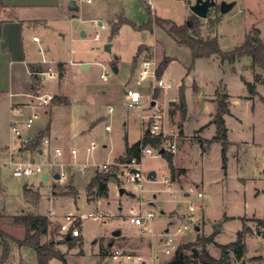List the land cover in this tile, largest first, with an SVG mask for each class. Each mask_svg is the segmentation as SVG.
Returning a JSON list of instances; mask_svg holds the SVG:
<instances>
[{"label":"rangeland","instance_id":"374dc122","mask_svg":"<svg viewBox=\"0 0 264 264\" xmlns=\"http://www.w3.org/2000/svg\"><path fill=\"white\" fill-rule=\"evenodd\" d=\"M195 1L92 0L88 3L86 0H76L77 8L72 10L76 14L75 18L67 15L52 20L54 29L48 32L53 37L49 50L43 51L47 61L58 57L70 62L73 56L75 60L90 63L86 68H81L78 63L72 64L73 71L65 65H56L58 79L44 89L54 95V104L70 105L75 96L81 100H78L79 104L75 103L78 104L76 109L64 106L54 108L49 129L53 149L56 144H68L65 141L71 138L69 143L74 142L79 152L76 157L70 156L69 147L66 149L61 146L65 149L63 156L51 158L57 162L54 169L66 173L63 181L56 179L57 184H54L56 180L49 164H44L43 172L14 176V163L28 155L31 157L26 161L44 162V157L38 155L42 144L39 149L30 151L24 149L23 144L22 150L27 153L22 151L17 155L23 141L11 130V125L9 128L8 122L4 124L0 118V258L4 235L12 243L8 259L3 264H37L35 250L15 241L23 240L27 229L23 224H17L14 216L26 213L46 214L49 217V233L40 237L41 243L60 241L62 235H66V232H60L59 225L68 212L107 214L103 220L92 217L81 220V243L72 247L63 242L54 244V248L65 254L67 264H119L110 257L114 247L142 254L147 258L143 264H167L168 260L175 257L174 253L163 251L165 229L175 231L174 225L169 222L170 214L180 210L187 212L191 203L198 206L193 216H204L205 223L203 219H194V224L191 223L185 232L175 236L180 240L178 252L184 254L186 264L191 263L189 258L193 259V255L199 253V240L207 236L206 233L214 236V241L207 244V249L213 256L220 257L222 249L218 244L229 243L237 238L241 228V218L237 215L257 214L264 218L263 199L252 195L253 189L261 186V179L264 178V80L256 83V74L260 73L264 78V70L252 68L250 55L232 64L217 56L202 57L195 59L191 66L190 47L176 41L161 26H155L152 30H137L132 24L124 22L112 35L111 29L116 27L120 18H128L137 26H145L155 15L172 19L178 24L188 23L190 18L197 16L199 35L205 39L217 38L224 51H230L244 42L254 27L260 29V36L264 40V0H226L236 1L226 13L220 9L222 0H216L217 5L210 8L207 17L193 13L191 6ZM70 25L83 27L75 31L74 39H71L68 31ZM36 29L37 36L43 38L44 30L40 27ZM83 31L85 36L82 35ZM58 32L66 33V36L60 37ZM97 32L100 39L94 38ZM107 43H111L110 50L105 47ZM139 46L143 48L138 50ZM146 57L155 58L160 66L163 59L169 57L170 61L161 77L171 87H159L153 93L148 90V81L138 83L139 68ZM102 74L109 76L104 79ZM246 81L256 83V94L250 93ZM183 83L187 117V109L182 112L170 106L172 100L179 101V89ZM52 86L55 88L51 89ZM128 88H138L145 95L152 93V97H156V103L152 105L149 97L145 96L144 113L161 108L171 124L180 128L185 120V131L193 133V137L202 128L204 144L195 138L191 139L196 140L192 143L183 144L180 140L175 152L180 164L189 168V173L185 168L184 173L172 178L167 157L144 155L141 159L144 174L142 186L129 180L124 166L127 161H122L120 154L127 145L141 138L142 109L126 108L125 93ZM218 90L229 93L227 103L230 113L224 114V117L228 115L229 125L235 127L234 131L227 133L225 143L226 148L229 145L226 149L227 167L229 165L227 178V168L222 167L224 141L213 139L217 127L214 122L209 123L211 113L214 118L217 112ZM44 121L41 115L30 128L20 125L24 136L33 139L40 128L45 127ZM107 124L111 126L110 130L106 129ZM42 132L48 137L46 130ZM210 138L212 140H208ZM90 141H95L97 145L92 152H87ZM204 146H207L206 150ZM10 148L15 153L14 161L10 158ZM61 162L64 165L59 166ZM104 163H108L107 168L102 167ZM84 164L86 168H83ZM151 170L156 172L155 179L147 177ZM47 172L50 177L44 179L43 174ZM95 174L110 177L107 196H98L96 188L88 193V183ZM244 177L246 179H242ZM165 178H170V182L166 183ZM25 183L29 185L25 187ZM121 188H124L123 193L120 192ZM28 190L37 192L31 196V200L27 197ZM74 191L78 193L73 195ZM199 191L203 196L198 195ZM140 208L145 213H155L152 229L142 230L130 222L129 215ZM254 217L245 216V223L253 227L254 232L246 236L247 250L242 260L249 264H264V237L256 233L257 223L252 220ZM196 226L200 229L197 230ZM115 230H120L121 234L114 236ZM125 237L134 241L143 240L140 245L148 241L147 246L150 247L145 253H140L131 245L128 247L129 240ZM152 251L153 260L150 255ZM254 255L262 257L252 259ZM230 257L236 261L231 251ZM50 264L63 262L54 257Z\"/></svg>","mask_w":264,"mask_h":264},{"label":"trees","instance_id":"16d2710c","mask_svg":"<svg viewBox=\"0 0 264 264\" xmlns=\"http://www.w3.org/2000/svg\"><path fill=\"white\" fill-rule=\"evenodd\" d=\"M2 7V2L0 0V10ZM199 18L197 16H193L189 19V22H185L183 24H178L172 19L164 18L158 15L152 16L151 21L148 25L145 26H137L136 23L127 19H119L116 24V27L111 29L112 35L116 33L115 29L118 28L122 23L128 22L132 24L137 30H146V29H154L155 26H161L167 30V32L179 43L185 44L190 47L192 51L193 61L197 58L202 57H211L217 56L222 61H229L231 64L235 63L237 60L242 59L245 55H250L252 57V68L259 67L264 70V40L260 36V29L254 27L247 34V38L240 45L236 46L234 49L230 51H224L220 47V44L217 38H202L199 33ZM141 46L138 47V50H141ZM170 61L169 57H166L161 62V66L158 67V76L161 77L163 72L165 71L168 62ZM194 63H192L193 66ZM264 80L260 73L256 74V83H261ZM251 90V94H256V83H252L250 81H246ZM185 84L183 83L179 89V101L176 103L174 101L171 102L172 105H176V108L180 109L182 112H186L187 104L185 99ZM217 96L219 97L217 102V112L214 115L212 122H214L217 126V134L215 139L223 140L224 146L222 148V158H223V168L226 169V140L228 127L226 125V120L224 114L230 113V108L227 103V98L229 93L217 91ZM174 112V111H172ZM43 132H39L33 139L29 142H23L24 149L34 150L39 147L41 143V139L43 138ZM150 143H154V141H148ZM23 148V147H22ZM39 149V148H38ZM172 153L164 152V156L169 160V168L171 177L175 178L176 175H179L185 172V168H178L174 165L172 159ZM140 159V140L127 145L125 149V153L120 156L122 161H129L132 158ZM110 177L101 174H95L92 179L89 181L87 190L88 193L91 190L96 188V193L98 196H107L108 195V180ZM78 191H74L73 195L77 194ZM37 192L35 190H28L27 197L31 200L32 195H36ZM15 222L17 224H23L27 229V234L23 240H15L19 243V245H27L32 247L37 256V264H50L52 258L56 257L60 259L63 264H67L66 256L63 252L54 248V244L56 242L66 243L67 246L72 247L76 243H81L82 240L79 236H71L69 239H66V235H62L60 241H50L41 243L40 237L42 235L49 233V225L51 221L46 214H22L15 215ZM244 224L242 229L237 232V238L229 243H219L218 245L222 249V254L220 257L213 256L209 250L207 249V244L209 242L214 241V236L212 234L202 237L200 242V251L197 255H193L194 258H189L190 264H249L248 262L242 260L247 250L246 236L247 234H251L254 232L253 227L247 225L245 223L246 218L242 217ZM254 220L257 223L256 233L264 237V218L254 217ZM60 229V225H59ZM61 232V230H60ZM2 235V234H1ZM4 243H3V253L0 258V264L5 263L8 259V256L11 251L12 243L8 240V236L4 235ZM230 251L234 253L236 261L232 260L230 257ZM105 255V251L103 252ZM261 255H254L252 259L261 258ZM242 260V261H239Z\"/></svg>","mask_w":264,"mask_h":264},{"label":"crops","instance_id":"0c3cea01","mask_svg":"<svg viewBox=\"0 0 264 264\" xmlns=\"http://www.w3.org/2000/svg\"><path fill=\"white\" fill-rule=\"evenodd\" d=\"M71 1L75 2L74 7L70 6ZM1 2H2V7L0 10V118L2 122H4V124L8 122V125L10 128L11 116H12V111H11L12 105L17 106V105L27 104L29 102V97L27 93H31V92L45 93L46 91H44V89L46 85L49 86L50 82L56 81V79L49 80L47 76L45 78L44 74H40V73L48 72L50 68L58 71V69L56 68V65H59V66L65 65L68 70L73 71L72 64L78 63V65L82 68V64L85 62H89V61L75 60L73 56L70 58V62H67V60L59 59L58 57L56 58V60L51 58L50 60L47 61V59L43 56L44 49H46V51L49 50V43L51 42V38L53 37V35L48 32L54 29V27L51 24L52 20L57 17L58 18L65 17L67 15L71 16V18H75L76 14L73 13L72 10L74 8H77L76 0H1ZM98 24H101L100 21H98ZM39 27L44 30V34L42 35L43 38L37 36L36 34V31H37L36 28H39ZM78 29L82 30L83 27L70 25V27L68 28V31L70 32V35L72 36L71 39L75 38L76 36L75 31ZM35 36L38 37L37 40L34 39ZM58 36L65 37L66 33L58 32ZM191 56H192V51H191ZM192 60H193V57H192ZM192 63H194V61H192ZM192 63H191V66H192ZM191 66L189 67V70ZM47 67L49 68L46 70H43ZM78 69L79 68H77L76 70L78 71ZM54 88L55 86L51 87V89H54ZM148 90H149V86H148ZM72 100L73 101L70 105L69 104H62V105L54 104L52 100L51 103L46 108H44V111L41 114L42 117L45 119L43 123L45 127L40 128L39 132L46 130V132L48 133L47 136L50 138L49 129H50V123L52 121V115H53L54 108H56L57 106H64L67 108L73 107L74 109H76V106L79 104V101L81 100H79L78 96H75V98H73ZM154 101L156 103L155 99ZM171 102H170V106L176 107V105H172ZM174 102L177 103L178 100H174ZM206 102L211 103L209 101H206ZM75 103H78V104H75ZM31 109L32 108L28 106L26 108V110L28 111L26 112V114H29L31 112ZM187 114H188V108H187L186 117H187ZM212 114L213 113H211L209 123L212 122L213 120ZM227 116L228 115L225 116V120H226V125L228 127V134H229L230 131L235 130V127H232L231 125H229L227 121ZM184 121H183V126L182 125L180 126L181 132L184 136L182 139L183 144L187 142L192 143L196 140L203 143L202 141L204 139L202 135L203 130H201L202 128L199 130V134H197L196 137H193L194 136L193 133H188L185 131ZM215 136H216V133L215 135L212 136L213 139H215L214 138ZM194 138L196 140L192 141L191 139H194ZM70 139H67L66 141L65 139H62L65 141V143H68V144L59 143V144H56L55 146L62 148L63 150L62 154L65 151V149L61 146L66 147V149L69 147L68 153L71 156V147H76V146L74 145V142L69 143ZM74 139L77 140V137H74ZM208 140H212V139L210 138ZM215 140H218V139H215ZM227 143H229V138H228ZM206 147L207 146H204L205 150H206ZM228 148H229V145L227 146L226 149ZM125 149L120 155H123L125 153ZM22 151H25V150H22V145L20 143L17 155L20 154V152ZM9 152H10L11 161L12 159L14 161L15 153L11 152V148ZM172 156H173L172 159L174 161V165L179 168H186L187 173H189V168L184 167L183 165L180 164V162L178 161V156H176V153L173 154ZM30 157L31 155H28L27 157H24V159H22L21 155H19V158L22 159V161H26V159ZM66 162L70 163L69 160H67ZM228 167L226 166L227 168V170L225 171V173H227L226 178L228 177ZM51 169H53L52 171L53 178L56 180L54 175L55 173H58L57 171L58 169H54V167H51ZM47 174L49 178L50 174L48 172ZM242 179H246V178L244 177ZM248 179L249 178H247V180ZM261 181H262V185L259 187H256L255 190L253 189L252 195L255 197L262 198L264 202V178L261 179ZM54 184H57V180ZM28 185L29 184L25 183V187ZM32 188L33 187H31L30 189ZM53 192L55 193V191ZM245 203H249V202L245 201ZM200 216L201 215L198 214V216L194 217V219L195 220L203 219L205 223L204 216L202 217ZM237 216L241 218V221H240L241 228L240 229H242V226L244 224L242 217H245V216L246 217H252V216L260 217V216H257V214H253V215L245 214V215H237ZM237 216L231 215L228 217H237ZM260 218H263V217H260ZM206 235H210V233H206ZM125 238L126 240H129V246L127 244L126 246L130 247L131 245V248H134L140 253H143V252L145 253L150 247V245L149 247L147 246V243H149L148 241L147 242L145 241L146 242L145 244L146 246H145L144 244L140 245L141 243H143V240L134 241V240H131L130 238H127V237ZM150 255L152 256L153 253H151ZM152 259H153V256H152Z\"/></svg>","mask_w":264,"mask_h":264},{"label":"built area","instance_id":"2783aa9c","mask_svg":"<svg viewBox=\"0 0 264 264\" xmlns=\"http://www.w3.org/2000/svg\"><path fill=\"white\" fill-rule=\"evenodd\" d=\"M91 2L92 0H87ZM103 27H105L103 25ZM95 39H100V35L97 32ZM34 39H38V37H34ZM158 67L159 63L155 60V58L146 57L142 60L139 72H138V83L143 81L149 82V90H152L153 93L156 88L159 87H170L171 84L165 83V80L162 77L158 76ZM44 74V77H48L49 80H54L58 78V71L50 68L48 72L40 73ZM109 75L102 74V77L106 79ZM29 97V102L24 105H12L11 111V130L20 138L23 142H29L32 137L24 136L23 130L20 125L24 127L30 128L35 120L39 118L44 111V108L48 106L54 98V95L49 92L45 93H27ZM126 108L130 107H140L142 109L141 113V138H140V159L132 158L127 161L124 166L127 168V175L129 176V180L132 182H136L138 186H142V179L144 174L141 170V159L144 155H148L155 158H161L164 156V152H169L174 154L178 148V143L183 139V134L179 126L171 124L164 112L161 108H158L155 111H149L148 113H144V98L145 96L149 97L150 102L152 104L155 99L152 97V93L145 95L138 88H128L126 90ZM153 105V104H152ZM155 105V104H154ZM30 106L31 112L26 114V108ZM112 111V108H110ZM106 129L110 130L111 126L109 124L106 125ZM148 141H154V143H150ZM42 150L39 151V155L43 156L42 158L44 162H35L32 161H19L14 163L13 175L14 176H30L35 172H43L44 164H49L50 167H55L57 162L52 157H59L62 155V149L60 147H55L54 149L51 147V140L48 137H44L41 140ZM96 142L90 141L87 144V152H92L96 148ZM78 149L75 147H71V155L76 157L78 154ZM53 153V154H52ZM48 155V157H46ZM108 163H104L102 165L103 168H107ZM59 166L64 165V162L58 163ZM87 165L84 164L83 168H86ZM136 169V170H133ZM60 173V177L58 180L63 181L66 177V173L62 170L58 171ZM164 181L166 183L170 182V178H165ZM199 196H202V192H198ZM198 206H194L192 203L189 205V209L187 212L182 210L173 211L170 214L169 222L171 225H174V232H170L169 228L165 229L164 232V240H163V251L167 253H175L180 247V240H178L175 236L177 234L185 232L189 226L191 225V219L194 220L193 213ZM107 214L97 213L90 211L88 213H73L68 212L64 215V220L60 224L61 232H66L71 236H79L81 235V230L79 228L80 222L85 217H92L95 219L103 220L106 218ZM155 218V213L153 211L143 212L142 209L137 212L131 213L129 215L130 222L140 226L142 230L152 229V224ZM194 224V223H193ZM153 253V251H152ZM110 257L118 262L119 264H143L146 263L147 259L141 254L128 251L123 248L114 247ZM153 260V259H152Z\"/></svg>","mask_w":264,"mask_h":264},{"label":"water","instance_id":"95a60500","mask_svg":"<svg viewBox=\"0 0 264 264\" xmlns=\"http://www.w3.org/2000/svg\"><path fill=\"white\" fill-rule=\"evenodd\" d=\"M235 3H236V1L230 2V1L222 0L220 2L221 12L222 13L228 12L230 9H232V7L235 5ZM216 5H217L216 0H196L195 3L192 4L191 9H192L193 13L198 15L199 17H207L210 8L213 7V6H216ZM70 6L74 7L75 6V2L71 1ZM100 23H101V21H100ZM82 35H85L84 31L82 32ZM105 47H106L107 50H110L111 49V43H107L105 45ZM89 65H90L89 62H85V63L82 64V68H86ZM114 69L117 70V67L114 66ZM152 104L153 105L155 104L154 100H153ZM133 170H136V169H133ZM54 177L56 179H58L60 177V173L59 172L55 173ZM147 177L149 179H155L156 172L154 170L149 171L147 173ZM43 178L47 179L48 178V174L44 173L43 174ZM120 192L123 193L124 192V188H121ZM191 222H194V220L191 219ZM196 229L199 230L200 227L196 226ZM120 234H121L120 230H115L114 233H113L114 236H119ZM70 237H71L70 234L66 235V239H69ZM110 245H112V243H110ZM174 254H175V257L170 259V260H168L167 264H186L184 254H179L178 250Z\"/></svg>","mask_w":264,"mask_h":264}]
</instances>
